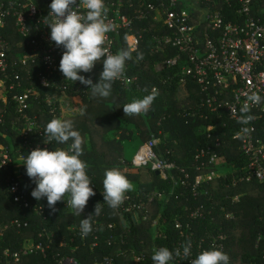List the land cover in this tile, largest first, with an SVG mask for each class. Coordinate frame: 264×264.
I'll return each instance as SVG.
<instances>
[{
	"label": "built area",
	"instance_id": "obj_1",
	"mask_svg": "<svg viewBox=\"0 0 264 264\" xmlns=\"http://www.w3.org/2000/svg\"><path fill=\"white\" fill-rule=\"evenodd\" d=\"M104 3L108 9V22L115 25L114 31L108 33L107 47L112 54L124 46L121 39L123 31L132 30L137 20L146 19L149 15L171 30L170 33L154 36L151 54L164 52L168 44L177 48L175 56L159 65L183 62L178 73L179 87L187 91L189 79L199 86V101L192 115L208 117L204 109L211 113L223 111L235 121L234 138L239 140L246 164L241 167L240 173L232 174L233 185L252 180L264 182V100L259 105L251 106L249 114L254 119L250 124L245 126L238 123L239 109L246 95L258 92L264 97V0H104ZM220 3H237L233 17L225 12L223 6H219ZM77 10L85 11L83 8ZM49 12L50 9L44 11L40 8L36 0H0V30L11 27L13 23L15 36L19 38L14 42L0 31V124L9 122L10 128L19 135V141L15 142L5 130L0 129V194H12L13 200L22 210L30 208L35 212H39L40 207L31 203L28 190L23 187L27 152L36 148L53 150L55 141L45 143L47 137L44 129L51 119L63 118L62 93L84 95L90 90V86L79 81L65 80L60 71L59 64L65 49L50 38L51 29L45 24L52 19ZM9 35L14 38V34ZM125 40L129 50L138 52L141 34L129 33ZM98 64L91 72L79 74L91 78L95 83ZM129 69L126 63L124 77L114 82L125 89H142L140 76L132 74ZM243 127L250 131L242 132ZM216 128L215 122L209 123L205 131L211 137ZM159 141L154 136L140 144L132 161L123 159L124 171L132 169L141 172L146 169L147 172H159L160 178L170 187L168 191L153 189L126 193L124 203L115 210L129 221L130 215L136 222L149 219L150 205L167 200L177 187L181 188L182 196H200L205 192L201 191L203 185L221 174L217 164L222 157L210 144L197 149L194 155L196 173L192 178L191 170L186 166L158 153ZM221 143L220 136H217L215 145L220 146ZM13 151L17 152V159L13 157ZM168 154H171L170 150ZM190 203L188 199L183 206L187 220H174L180 238L174 242L172 251L175 253L179 250L181 255L174 256L169 264H191L200 252L213 248L227 253V233L222 231V227L215 226V217L212 215L215 204L199 202L193 207ZM226 217L233 218V213H226ZM160 218L159 214L153 220V226L156 227L154 241L157 237H166L163 230L168 223L166 219ZM94 223L98 224L101 232L106 227L112 230L117 226L116 222L105 224L95 220ZM9 224L22 227L27 225V221L15 218L10 223H0V262L9 258L10 262L19 263L22 256L29 252L44 251L42 242L35 247L12 252L9 248H3L1 240ZM98 239L99 234L95 235L96 242L93 245L97 244ZM116 240L125 242V233L108 235L110 243ZM189 242L190 254L185 256L183 247ZM156 247L152 251L161 248ZM131 254L138 264H154L152 256L145 251L136 252L132 249ZM57 259L59 264H81L72 255L58 254ZM96 264H114V259L106 256Z\"/></svg>",
	"mask_w": 264,
	"mask_h": 264
},
{
	"label": "trees",
	"instance_id": "obj_2",
	"mask_svg": "<svg viewBox=\"0 0 264 264\" xmlns=\"http://www.w3.org/2000/svg\"><path fill=\"white\" fill-rule=\"evenodd\" d=\"M36 2L40 8L47 11L50 9L52 0H36ZM219 6H223L225 12L233 17L237 3L231 5L220 3ZM0 31L14 42L19 39L15 36L13 23L11 27ZM8 32L14 34V38L10 37ZM132 32L141 34V42L138 52H132V59L126 63L132 74L140 76L142 89H125L113 82L111 94L108 97L93 94L91 88L84 95L61 94L62 119H71L74 129L84 137V154L81 159L88 165L87 172L92 181L91 186L96 193L95 196L89 198L81 215L76 214L67 204L69 200L67 195L64 197L65 200L56 203V211H52L46 197L36 200L31 195L36 184L26 173L23 187L28 190L31 203L39 205L40 211L35 212L30 208L22 210L13 200L12 194L1 193L0 223H10L15 218L23 222L27 221V225L22 227L9 224L3 232L1 245L12 252L35 247L42 242L45 249L44 251L34 250L23 255L19 263L10 262V259L6 258L0 264H59L58 254L72 255L81 264H96L104 260L106 256L112 257L114 264H138L132 259V249L136 252L145 251L151 256H153L152 248L155 245H157L156 248L161 246L173 250L174 242L180 238V232L174 227V220L176 218L187 220L183 206L188 199L193 207L199 202L207 205L215 204L212 215L215 217V226L222 227V231L227 233L226 252L230 258L229 264H264V182L252 180L240 182L237 185L232 183V174L240 173L241 167L246 164V159L239 148V140L234 138L235 121L223 111L211 113L204 109L203 112L208 114V117L191 114L198 104L200 90L199 86L189 79L187 91H184L185 96H180L178 73L183 62L158 67L159 64L175 56L177 48L168 44L164 52L153 54L150 52L155 35L171 32L167 26L155 21L153 15L137 20L132 30L123 31L121 39L124 46L121 49L129 50L125 38ZM138 53L142 54V59H137ZM102 70L101 59L96 70L95 83L99 81ZM154 87H156L155 91ZM152 92L157 95L147 113L125 116L123 105L142 99ZM214 122L217 128L209 137L205 129L209 123ZM225 122L226 125H224ZM0 129L5 130L13 141H19V135L10 128L9 122L0 124ZM154 136L160 139L158 153L186 166L191 170L192 178L196 173L194 155L197 149L207 144L218 150L223 164L238 171L221 173L209 183H205L201 188V191L205 192L198 197L192 194L182 196L181 188L177 187L175 193L167 200L156 201L150 205L149 219L136 222L130 215L129 221L127 217L119 215L115 209L104 202L105 171L120 168L118 170L128 179L140 182L141 173H129L123 170V159L130 162L124 158L125 144L130 140L131 144L140 145ZM217 136H220L222 141L220 146L215 145ZM69 144L61 145L55 142L53 150L67 149ZM168 150L171 154H168ZM12 154L14 159L18 158L17 152L13 151ZM146 182L152 184L151 188L144 190L147 192L153 189L168 191L170 188L154 171H148ZM97 203H100L101 207L99 215L94 214ZM229 212L233 213V218L226 217V213ZM159 214L160 219H166L168 223L163 230L166 237H157L154 241L156 227L153 226V220ZM89 215H91L93 230L87 237L82 238L81 220ZM95 220L105 224L116 222L117 226L112 230L106 227L101 232L98 224L94 223ZM195 226L197 228V222ZM120 232L125 233V242L116 240L110 243L108 241V235ZM97 234L99 239L97 244L93 245ZM259 237L261 239L257 244Z\"/></svg>",
	"mask_w": 264,
	"mask_h": 264
},
{
	"label": "clouds",
	"instance_id": "obj_3",
	"mask_svg": "<svg viewBox=\"0 0 264 264\" xmlns=\"http://www.w3.org/2000/svg\"><path fill=\"white\" fill-rule=\"evenodd\" d=\"M83 8L85 11H78ZM108 9L104 0H52L49 14L50 21L45 22L50 29V38L57 46H63L59 69L65 80L79 81L90 86L93 94L108 97L111 94L114 81L124 77L126 61L132 59V50L122 49L112 54L107 47L108 33L114 31L115 25L108 22ZM103 58V70L99 81L93 83L91 78L80 75V72H91L95 64ZM142 59V54H137ZM47 83V82H45ZM157 93L152 92L142 99L133 100L123 105L125 116L147 113L156 98ZM238 99V98H237ZM264 97L258 92L246 95L245 101L239 109L238 123L248 125L254 119L249 114L252 105H259ZM242 132L247 133L249 128L243 127ZM47 137L45 143L69 144L67 149L36 148L28 153L24 164L27 175L35 182L36 187L31 195L40 200L47 198L52 211H56L58 201H67L76 214L81 215L89 198L95 196L92 181L88 175L87 163L81 159L84 154V137L74 129L71 119H51L44 129ZM133 183L118 169L105 171L103 179L104 202L112 209H118L126 199V193L132 191ZM101 212L100 203L95 206L94 214ZM89 215L81 220V236L87 237L93 230ZM190 242L183 247L185 256L190 254ZM179 250L173 253L167 247L154 250L152 260L154 264H169L174 256H180ZM191 264H229V256L222 250L213 248L200 252Z\"/></svg>",
	"mask_w": 264,
	"mask_h": 264
},
{
	"label": "rangeland",
	"instance_id": "obj_4",
	"mask_svg": "<svg viewBox=\"0 0 264 264\" xmlns=\"http://www.w3.org/2000/svg\"><path fill=\"white\" fill-rule=\"evenodd\" d=\"M158 67H160V65H158ZM179 91H181V93H180V96L181 97L185 96V95H183L184 90L182 88ZM63 101H65V99ZM139 146L140 145L138 143H136V144L128 143L127 145L125 144V152L126 153L124 155V158L127 159L128 161H132L133 158H134V156H135V154H136V152H137V150H138V148H139ZM150 165L151 164H149V166ZM117 169H120V168H117ZM217 169L221 173H226L228 171H231L232 170V167L229 166V165L227 166V165L223 164V161L220 160L219 163L217 164ZM125 172L138 173V171L132 170V169H129V171H125ZM129 180L133 183V186L135 184H137L133 188V190L131 192H142L144 190H147L148 188H151V186H152L151 182H146V181H144V182H142V181L138 182L137 180H132V179H129ZM165 198H167V196ZM163 200H165V199H163Z\"/></svg>",
	"mask_w": 264,
	"mask_h": 264
},
{
	"label": "crops",
	"instance_id": "obj_5",
	"mask_svg": "<svg viewBox=\"0 0 264 264\" xmlns=\"http://www.w3.org/2000/svg\"><path fill=\"white\" fill-rule=\"evenodd\" d=\"M185 94H186V93L183 92V95H185ZM62 112H63V107H62ZM130 142H131L130 140L126 141V145H127L128 143H130ZM139 173H141V175L139 176V181L144 182V181H147V180H148V172H147L146 169H142L141 172H139ZM136 185H137V184H135L134 187H135Z\"/></svg>",
	"mask_w": 264,
	"mask_h": 264
},
{
	"label": "water",
	"instance_id": "obj_6",
	"mask_svg": "<svg viewBox=\"0 0 264 264\" xmlns=\"http://www.w3.org/2000/svg\"><path fill=\"white\" fill-rule=\"evenodd\" d=\"M159 175V172H156Z\"/></svg>",
	"mask_w": 264,
	"mask_h": 264
}]
</instances>
